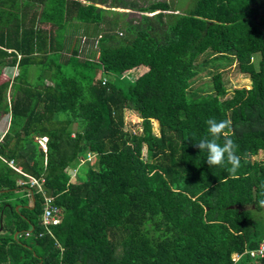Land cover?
I'll use <instances>...</instances> for the list:
<instances>
[{
    "label": "trees",
    "instance_id": "obj_1",
    "mask_svg": "<svg viewBox=\"0 0 264 264\" xmlns=\"http://www.w3.org/2000/svg\"><path fill=\"white\" fill-rule=\"evenodd\" d=\"M79 36L95 37L94 58L79 57ZM206 51L233 57L249 86L226 96L215 71L211 92L189 96ZM138 66L146 69L132 80L119 77ZM5 67L16 71L0 80V264L250 261L231 254L264 234L253 218L264 213V0H194L184 11L165 0H0V75ZM126 109L140 132L125 128ZM210 117L233 122L235 174L194 147ZM87 152L94 157L71 180ZM26 175L58 207L47 227Z\"/></svg>",
    "mask_w": 264,
    "mask_h": 264
},
{
    "label": "rangeland",
    "instance_id": "obj_2",
    "mask_svg": "<svg viewBox=\"0 0 264 264\" xmlns=\"http://www.w3.org/2000/svg\"><path fill=\"white\" fill-rule=\"evenodd\" d=\"M121 2L124 5L133 4L135 6H144L149 4L152 1L155 0H117ZM169 2V4L176 8L179 11H184L187 7L192 5L194 0H165ZM102 7H105L103 5H100ZM117 11H124L128 12L129 16H138V12L135 10L127 9V8H121L116 7L112 8ZM76 44L78 46V54L80 58H94L96 55V46H95V37H83L79 36L76 38ZM255 58V56L253 57ZM254 60V59H253ZM196 74L194 78L192 79L190 86L187 90V94L191 97H195L198 95H204L212 91L211 87V81H210V75L212 72L219 71L222 76V82L226 87V96H229L230 93L234 88L237 87H248L249 86V78L246 74L240 73L237 70L235 60L230 55H216L214 53H211L209 51L204 52L200 56L197 57L196 61ZM144 66H138L134 69L126 71L122 76H119L120 78L132 80L134 77L138 76L141 72L145 71ZM15 68L14 67H5L1 71L0 80H4L6 78H11L15 74ZM104 77L108 79H115L118 78L117 76H113L110 74H103ZM0 118H3L4 121L6 118H8L7 114H0ZM123 118L125 122V128L128 129L131 132H140V117L137 112L132 110H124L123 112ZM151 129L154 134L158 133V125L155 120H151ZM145 148L142 147V157L145 158ZM262 153L258 152L255 156L252 158H261ZM94 165L95 163L92 162ZM86 165L81 164L76 167L75 171L70 172V170H67L68 173H74L71 175L72 179L74 178V175L80 174L85 170ZM73 169V168H72ZM15 195H21L20 192L16 191ZM19 205V204H17ZM16 205V206H17ZM264 217L263 211L259 210L254 213L253 218H255V221L258 223V226L262 227L264 225V221L262 218ZM256 264H264V261L262 260H255L253 261Z\"/></svg>",
    "mask_w": 264,
    "mask_h": 264
},
{
    "label": "clouds",
    "instance_id": "obj_3",
    "mask_svg": "<svg viewBox=\"0 0 264 264\" xmlns=\"http://www.w3.org/2000/svg\"><path fill=\"white\" fill-rule=\"evenodd\" d=\"M207 134L195 143L200 152L207 153V164L212 166L230 165V173L235 174L241 166V157L237 155L238 144L232 138L233 122L230 119L206 120ZM260 205L264 207V200Z\"/></svg>",
    "mask_w": 264,
    "mask_h": 264
},
{
    "label": "built area",
    "instance_id": "obj_4",
    "mask_svg": "<svg viewBox=\"0 0 264 264\" xmlns=\"http://www.w3.org/2000/svg\"><path fill=\"white\" fill-rule=\"evenodd\" d=\"M104 81V79H102V82ZM2 137V134L0 135V139ZM37 142L41 148V150H45V142H46V137L45 136H40L39 138H37ZM94 157V153L91 152H87L85 154V157L83 159H80L78 161V163L75 165V167L70 168V172L75 171L76 167L81 165L84 162H89L92 160V158ZM9 166H11L12 168H14L16 171H19V168L14 167L12 165V161H8L7 162ZM70 174V179L72 180L71 175H73L74 173H69ZM28 177L27 183L29 186L31 187H35L38 190L41 191L42 194V198H43V206H42V211L40 213V222L44 227H47L51 222H54L55 220V215L58 213V207L54 204L53 202V198L51 195L45 194L42 190H41V183H42V179L37 180L33 177H30L28 175H26ZM75 176V175H74ZM242 254H246L248 255V257L250 258H260V259H264V234L262 235L261 239L259 240L258 244L256 245V247L254 248H250V249H246L244 250L242 253H235L232 257V261L237 260L240 255Z\"/></svg>",
    "mask_w": 264,
    "mask_h": 264
},
{
    "label": "crops",
    "instance_id": "obj_5",
    "mask_svg": "<svg viewBox=\"0 0 264 264\" xmlns=\"http://www.w3.org/2000/svg\"><path fill=\"white\" fill-rule=\"evenodd\" d=\"M43 27H47V26H43ZM7 125H8V118H6L5 119V121H4V119L3 118H0V135L1 134H3L4 132H5V130H6V128H7ZM3 191V190H2ZM31 190L30 191H28V193L31 195ZM20 206V205H19ZM16 207V206H15ZM14 207V208H15ZM15 209H17V208H15ZM16 233V232H15ZM17 234V233H16ZM16 235H14V237H15ZM235 253H232L231 254V261H232V257H233V255H234ZM241 256V255H240ZM250 258V257H249ZM239 259V258H238ZM237 259V260H238ZM237 260H234V261H232V263H236L237 262ZM255 260H262V261H264V259H260V258H250V261L247 263V264H256L255 262H253V261H255Z\"/></svg>",
    "mask_w": 264,
    "mask_h": 264
},
{
    "label": "water",
    "instance_id": "obj_6",
    "mask_svg": "<svg viewBox=\"0 0 264 264\" xmlns=\"http://www.w3.org/2000/svg\"><path fill=\"white\" fill-rule=\"evenodd\" d=\"M1 191H2V190H1ZM30 193H31V195H32V192H30ZM18 207H19V205H17L15 208H18ZM14 235H16V233H14L13 236H14Z\"/></svg>",
    "mask_w": 264,
    "mask_h": 264
}]
</instances>
